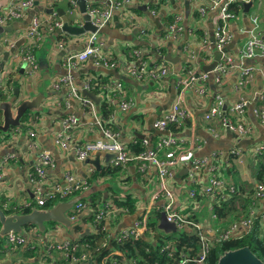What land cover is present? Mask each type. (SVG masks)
Wrapping results in <instances>:
<instances>
[{
    "label": "crops",
    "instance_id": "1",
    "mask_svg": "<svg viewBox=\"0 0 264 264\" xmlns=\"http://www.w3.org/2000/svg\"><path fill=\"white\" fill-rule=\"evenodd\" d=\"M71 1L37 0L36 5L29 9L23 18L1 25L3 28L9 27L10 31L6 33L5 41H0V61L3 59L4 52H9L15 43L21 40L19 45L15 47L14 55L11 53L3 67L0 68V72L12 68L15 83L10 86L11 91L4 101L10 104L12 117L15 116L21 101H32L40 93H43V97L39 99L36 108L32 111L29 110L26 119L23 120L22 127L0 132V203L8 205V208H4L2 204L0 208L3 211L8 209L12 211L11 213H25L11 207H19L25 202L33 200L34 190L28 175L32 171L38 154L44 151L50 153L53 158V164L45 168L48 181L52 179L63 183L65 175L69 173L76 180L88 177L89 186L87 189H90L83 198L75 202L82 201L87 205L83 214L77 217L78 220L72 224L70 229H66L59 223L49 222L43 232L46 240L57 242L63 238H73L76 233H83L85 230L91 232V221L87 219V216H90L87 201L94 199L97 207L101 208L102 202L112 203L110 198L114 193L116 197L131 194L135 200V206L132 213L128 209V215L123 212L112 215L108 223L110 231H115L118 227L130 226L138 217V208L152 206V208H156L164 202L162 195L154 198L158 191L159 182L156 168L149 166L144 171H140L138 163L131 161L125 168H119L115 174L101 173L102 170L113 167L112 157L106 158L107 152H98L80 161L76 158L75 147L101 136V127L97 122H100L101 126L119 132V140L126 146L137 139L142 142L143 137L148 138L149 143L154 144L159 139L160 134L154 130L153 122L161 118L172 107L179 94L182 97L181 106L188 110L189 116L178 128L180 131L177 136L183 140L182 145L191 151L192 157L203 158L210 157L214 152L223 153L218 160L212 159V162L219 166L217 175L220 178L227 183H232L233 187L235 184L255 183V168L264 156H255L253 148L256 144L264 142V127L259 124L253 109L264 107V55H258L253 59L244 61V65L254 67L253 78L244 87L236 86L239 77L238 68L231 69L218 84L215 83L213 76H209L202 85L205 88L202 95L194 87L181 89L179 84L188 70L194 69L195 72H202L214 60V51L216 50L213 49L211 55L208 56L202 49V39L204 37L210 41L213 39V31L217 23L218 10L211 9L213 0H131L127 8L113 10L111 19L99 31V39L102 42L101 53L116 61V66L113 68L97 66L89 58L74 70V84L81 87L84 82H89L91 87L87 91L99 97V102L95 103L83 95L84 89L79 91L80 97H86L93 102L94 113L90 110H83L79 101L69 94L66 87L62 86L58 89L53 87V82L65 73V55L82 49L85 44L84 36L90 31L78 35H71L67 32L49 34L45 31L43 38L34 50L39 63V70L31 76L22 66L23 62L18 55L20 49L26 44L24 35L29 26L30 18L33 15L46 17L49 14L48 8L55 11L62 9L69 25L78 27L83 25L78 6L72 14L67 12ZM250 2L252 4L247 13L241 9L238 12L239 17L229 22L232 39L225 46L224 55L237 58L245 41L254 34L255 30L253 31L252 28L256 26L258 30L264 29V0H252ZM8 3L9 0H6L3 5H0V10L8 6ZM87 4L105 6L103 0H90ZM143 5H145L144 10L140 8ZM201 8L204 9L203 14L200 12ZM58 15L61 16L59 13ZM252 17H256L255 23L252 21ZM172 24L181 27V32L174 38H167L169 26ZM2 35L4 33L0 34V40L4 37ZM56 35H59L60 38L56 39ZM59 40L63 43V47L58 46ZM151 45L154 46L151 47ZM136 49L142 52L143 58L149 65L157 63L159 60L165 61L170 68V75L160 81L131 78L127 73V65ZM153 50L159 51L160 54L158 55L160 56H168L174 59L175 62L156 59L151 54ZM98 76H100V80L97 79ZM48 77L47 87L41 90V82ZM128 79L132 81H128ZM172 79H174V85ZM116 81H121L123 84L122 94L112 89V84ZM133 82L137 83L139 87ZM15 89L18 90L17 94H15ZM258 94L262 95V99L258 98L255 101ZM215 95L222 97L226 105L224 107L227 115L232 120L241 118L250 124L251 132L247 136L237 138L221 124L220 120L205 119L204 114ZM241 97L253 102L239 117L228 110ZM123 98L133 100L132 107L124 112L118 106L119 100ZM103 102L107 103L108 107L106 108L111 109L106 119L103 118L100 111V104ZM1 103L3 102H0V106ZM67 115L76 116L79 124L72 130L64 131L60 120ZM2 121L3 116L0 119V122ZM30 130L35 133L32 138L36 144L35 148L29 146L28 133ZM60 132L70 136L69 148L67 149L57 146L54 142ZM140 135H143L142 138ZM237 148L242 150L240 161L237 160L236 156L230 154L232 149ZM96 157H99V160L97 164H94L91 161L95 160ZM184 169L175 168L174 175L168 177L165 184L175 195L177 209L180 212L189 213L192 219L201 223L206 234L214 236L223 226L211 215L214 197L202 191V187L207 185L210 175L204 169L199 173L197 181L191 182L187 176V171ZM43 186H47V183H44ZM191 190L196 193L194 197L189 196ZM105 192L107 193L106 196ZM80 194L64 200L51 201L48 207L60 201H68ZM256 206L257 210L260 211L264 205L258 203ZM44 208L35 206L34 209ZM75 226L79 227L78 230H73ZM33 228L37 230L35 225L28 229L23 227L20 233H28L31 230L28 235L31 236L35 230H32ZM0 238L4 239V248L7 250L0 257V264H15L16 262L43 264V260L39 259L40 255L27 258L24 256L22 247L13 251L5 238Z\"/></svg>",
    "mask_w": 264,
    "mask_h": 264
},
{
    "label": "built area",
    "instance_id": "2",
    "mask_svg": "<svg viewBox=\"0 0 264 264\" xmlns=\"http://www.w3.org/2000/svg\"><path fill=\"white\" fill-rule=\"evenodd\" d=\"M239 2L238 8H229L233 2ZM252 0H213L211 9L218 10L217 23L213 31V39L210 41L207 37L202 39L203 50L211 55L212 50H222L232 39V34L229 28V22L239 17V11L243 9V3L250 2ZM105 6H93L87 4L86 12L90 15L91 23L96 27L94 32L87 33L84 36L85 44L79 51L69 52L64 57L65 73L62 74L57 80L53 82V87L58 89L62 86L69 90V94L75 97L82 106L83 110H90L95 112V107L92 101L86 97H80L79 91L82 89L89 90L91 84L89 82L83 83L81 87H77L74 84V70L78 68L83 62L89 58L92 59L94 65L103 66L106 68H113L116 66V61L111 60L101 53L102 42L99 39V31L102 27L108 23L112 17L113 10H120L127 8L131 0H103ZM37 3V0H9L8 6L0 10V25H6L12 20H18L25 16L29 9H32ZM77 9L75 1H71V5L67 12L72 14ZM200 12L203 14L204 9L201 8ZM252 21L256 22V17H252ZM64 21L58 12L53 10L46 17L33 15L30 18V23L25 31L26 44L20 49L18 55L23 62L22 66L26 69L27 73L31 76L39 70V63L37 61L34 50L43 38V33L53 34L57 29L62 28ZM181 27L176 24L169 26L167 38H174L178 33L181 32ZM254 34L250 35L243 44L242 48L238 52V57L234 58L230 55L222 54L221 59L218 61L216 66L209 71L195 72L188 70L185 77L180 80L179 84L181 89L195 88L199 94H204L205 88L202 86L203 83L208 79L209 76L214 77L215 83H221L223 77L227 75L231 69L238 68L239 77L237 80V87H244L253 78L254 67L252 65H244L245 60L253 59L258 55H264V29L258 30L254 26ZM143 32V31H141ZM58 46L63 47L61 40L57 42ZM160 54L159 51L156 52ZM14 55V53H13ZM142 52L138 49L133 51L132 59L127 65V73L131 78L142 79L145 81H160L170 75L171 71L168 64L164 61L160 63H153L149 65L143 58ZM164 56L158 55L156 59H164ZM192 58L194 56L192 55ZM165 60V59H164ZM12 71V68L0 72V91L3 85L6 83L8 74ZM112 89L116 90L119 94H122L123 84L121 81H116L112 84ZM259 95V94H258ZM255 98V101L262 95ZM181 95H178L176 102L172 107L162 115L161 118L156 119L153 122V128L155 130L167 131V134H160L159 139L154 143H149L148 138L143 137L142 144L146 147L144 151L134 154L123 142L119 140V132L113 131L111 128L101 126L100 122H97L101 127V136L93 141L85 142L83 145L75 147L76 158L80 161L87 159L88 156L98 152L112 153L111 163L113 167L125 168L131 161L138 163L140 171H144L149 166L156 168L158 176V191L155 193L154 198L159 196L164 197V202L156 208L152 207H141L138 208V217L133 221L130 226L121 227L115 231H110L108 223L110 217L116 213L123 212L128 213L127 208L114 207L112 204L105 202L95 215V223L91 222V231L96 228L99 221L105 220L106 227L110 232L109 239L102 243L101 246H112V240H123L127 237H138L139 235L145 236L147 227L145 225V218L147 213L154 209L164 212L166 219L169 222H173L179 229H198L200 239V251L194 257L187 256L184 252L179 253L178 258H172L165 264H205L207 252L210 248L212 241H224L230 238L242 237L245 233L251 230L256 219L264 225V206L260 211L257 209V204L262 203L264 205V183L256 182L253 184V206L248 210L247 216L233 220L227 228L219 230L214 236H209L205 233L203 226L198 221L191 218L189 213L180 212L175 204V195L171 189L167 187L165 181L168 177H172L175 173V168L186 169L187 176L191 182H196L199 173L206 169L209 173L208 183L202 187V191L210 196L215 197L220 195L226 197L227 192L233 191L234 187L232 183H227L224 179L220 178L217 173L219 166L212 162V159H219L223 153L214 152L210 157H192L191 151L187 150L183 145V140L177 136L172 130L171 126L175 125L179 128L184 123V120L189 116L187 109L181 106ZM253 102L247 98L241 97L237 102L229 107V112L235 113L241 117L247 108V106ZM133 105L132 99H120L119 109L121 111H128ZM222 97L215 95L214 100L210 103L207 108L204 117L206 120L218 119L221 124L237 138L245 137L251 132L250 124L244 122L241 118L239 120H232L228 115L225 108ZM253 113L256 116L260 125L264 127V107H257L253 109ZM63 130L74 129L79 121L74 115H67L60 120ZM30 138L29 146L32 148L36 147L34 140L35 136L33 130L28 133ZM70 136L64 132L58 133L54 142L57 146L67 149L69 148ZM242 150L232 149L230 154L236 156L237 160L240 161ZM253 154L255 156H264V142L258 143L253 148ZM228 162V158H227ZM53 164L52 155L48 152H40L33 164L32 171L28 175L29 182L33 185V200L25 202L19 207H11L17 211H21L24 208H30L31 210L35 206L44 208L48 201L64 200L72 197L76 194H80L85 191L88 186V177L85 179L76 180L72 175L67 173L64 178V182L61 183L57 180L47 178L45 168ZM92 169L90 168V171ZM1 177V175H0ZM47 183V186H43ZM190 197H194L196 194L194 190L189 193ZM4 208H8L5 203H0ZM155 206V205H154ZM10 207V206H9ZM87 208L86 203L77 202L69 210L67 216L69 219L75 220L81 214L84 209ZM213 218L215 215L211 214ZM33 228L32 230H34ZM31 231V230H30ZM30 231L24 233L8 232L3 237L10 245V249L15 251L18 247H22L24 250L33 248L38 245L39 254L46 255L43 260L52 257L57 252L58 255L65 259H69V262L74 261H89L93 258L94 249L86 244H77L74 242L76 238L81 236L82 232L76 233L73 238H63L61 241L50 242L43 236V232L34 230L30 234ZM90 233V232H89ZM151 240L150 237H147ZM42 250V251H41ZM174 243L171 240L165 241L160 246V252L166 251L168 257L173 256ZM76 251L80 254L78 257L74 255ZM132 263H135L134 261ZM15 264H22L21 262ZM44 264H58L53 259L45 262ZM64 264V263H60Z\"/></svg>",
    "mask_w": 264,
    "mask_h": 264
},
{
    "label": "trees",
    "instance_id": "3",
    "mask_svg": "<svg viewBox=\"0 0 264 264\" xmlns=\"http://www.w3.org/2000/svg\"><path fill=\"white\" fill-rule=\"evenodd\" d=\"M238 5V1L233 2L229 8L232 10L233 8H238ZM59 38L60 36L56 35V39ZM160 62L162 61H157V63ZM12 74L13 73L11 71L6 78V83L1 88L0 102H4L6 100L7 95L11 91L10 86L14 85L15 83ZM97 79L100 80V76H98ZM98 85H100L99 82ZM106 107H108L107 103L103 102L100 104L101 115L105 119L108 115V112L111 110ZM29 110L30 109H26L24 111L22 117L20 118V123L18 126H9L7 131L11 128L23 125V120L26 119V115L28 114ZM2 116L3 110L0 106V119ZM2 124L3 121L0 122V125ZM170 128L175 134L180 131V129L176 128L175 125H172ZM0 132L5 131H2V129L0 128ZM128 147L134 154H138L144 151L146 148L142 144L140 139H137L135 140V142L130 143ZM118 171V167H108L107 169L102 170L101 173L115 174ZM254 174L255 183H264V157L262 160H260L258 166L255 168ZM253 184H235L234 190L227 192L228 195L226 197H221L220 195H216L214 197V201L212 204V213L215 215V219L222 223L223 227L221 229L227 228L233 220L247 216L248 210L253 206ZM110 199L112 200L111 204L114 203L113 205L115 207H127V209H129V212L131 213L134 211L135 200L133 199L131 194H125L124 197H116L114 193V195ZM50 203L51 201H48L44 207L50 206ZM87 203L90 208V216H87V219L95 223V215L98 211L97 203L94 201V199L87 201ZM104 203L102 202L101 205H103ZM0 207L2 206L0 205ZM30 210V208H24L20 212L27 213ZM4 212L6 214H9L12 211L6 209ZM159 216V211L154 209L150 210L147 213V218H145V225L147 227L145 236L139 235L138 237H127L120 241L117 239H113L111 247L101 246L102 243L106 242L109 239L110 232L106 227L105 220L103 219L99 221L93 231L85 236H79L74 240V242L79 245L82 243H86L93 249L95 247L99 248L94 251V256L93 258L89 259V261L78 260L69 262V259L61 257L57 254V252L54 253L52 257H49L46 260H43L46 255L42 254L40 255L39 259L43 260V264L50 259H53L55 263L58 264H165L172 258H178L180 252H184L189 257L196 256L200 251L198 229H182L178 230L175 233L166 234L157 228V219L159 218ZM33 226V224H27L24 227L25 229H28ZM78 228V226H75L73 230H78ZM147 237H150L151 240H148ZM167 240H171L174 243L175 250L172 257H168L166 251H163L162 253L160 252V246ZM2 241H4V239L0 238V257L3 256L7 251L2 246ZM243 246H248L251 251L264 262V225L260 222L259 219H256L251 230L245 233L242 237L230 238L224 241H212L207 252L205 264H217L219 256L222 255L225 251ZM38 252V245H35L33 248H28L27 250L23 251L24 256L27 258H33L34 256H37ZM79 254V251H76L74 253L76 257H78ZM133 261L135 263H132ZM191 264L196 263L192 262Z\"/></svg>",
    "mask_w": 264,
    "mask_h": 264
},
{
    "label": "water",
    "instance_id": "4",
    "mask_svg": "<svg viewBox=\"0 0 264 264\" xmlns=\"http://www.w3.org/2000/svg\"><path fill=\"white\" fill-rule=\"evenodd\" d=\"M5 1L6 0H0V5H3ZM72 1H75V3L78 6V11L83 19V25L81 27L69 25L67 21V17L66 15H64L65 12L62 9L60 10L58 9L57 12L62 16L64 24L62 28L57 29L56 34H60L61 32H67L71 35H78L85 31L94 32L96 30V27L91 23L90 15L86 12V4L90 0H72ZM251 4L252 2L243 3V11L245 13L249 11ZM140 8L144 10L145 5L140 6ZM52 11L53 9L51 8H48L47 10L48 13ZM9 31H10L9 27L3 28V26L0 25V34L4 33V35H2L4 37L0 40L1 42L5 41V37L7 35L6 33H9ZM20 42H16L15 46L12 47L9 52L8 51L4 52L3 59L2 61H0V68L3 67V64L7 60L8 56L11 53H14L16 45H19ZM153 46L154 45H151V47ZM225 52H226V48L222 50L214 51V60L210 65L206 67L204 71H209L212 68H214L216 64L218 63V61L221 59L222 54ZM151 54L156 58L158 57V54L155 52V50L151 51ZM163 58L173 63L175 62L174 59L168 56H164ZM129 80L130 79H128V81ZM173 80L174 79H172V82L174 85ZM48 83H49V77L45 78L41 82V90L45 89ZM133 84L139 87L137 83L133 82ZM17 92L18 90L15 89V94H17ZM82 93L84 96H87L88 98L92 99L95 103L99 102V97L94 95V93L87 91V90H83ZM42 97H43V93H40L38 97L32 101H26V100L21 101L20 105L18 106L16 110V114L14 117H12L11 115L10 104L6 102L1 103V107L3 108V117H4L3 124L0 125V128L2 129V131H7L9 126H18L20 123V118L22 117L24 111L26 109L33 110L34 108H36L37 104L39 103V99H41ZM155 131L159 134H167V131H160V130H155ZM142 136L143 135H140L141 138ZM113 156L114 154L112 153L105 154L106 158H111ZM98 160H99V157H96L95 160H92L91 162L94 164H97ZM98 168L100 167L98 166ZM89 190L90 189L85 190L82 194L76 197H73L72 199L68 201H60V202L55 203L53 206L44 208V209H32L27 213H11L8 215L0 208V225H1L0 226V237H3L6 233L10 231L20 233L22 232V228L27 224L35 225L39 232L45 231V225H44L45 222H56V223L63 225L66 229H70L72 224H74V222L77 221L78 219H75V220L69 219L66 212L71 208L73 203L83 198V196H85V194L89 192ZM104 194L105 196L107 195L106 192ZM119 228L121 227H118V229ZM157 228L167 234L175 233L179 230L173 222L167 221L166 215L164 212L160 213V216L157 222ZM87 234H89V231L85 230L81 234V236H85ZM217 264H264V262L259 257H257L248 246H243V247H239L236 249L225 251L222 255L219 256Z\"/></svg>",
    "mask_w": 264,
    "mask_h": 264
},
{
    "label": "rangeland",
    "instance_id": "5",
    "mask_svg": "<svg viewBox=\"0 0 264 264\" xmlns=\"http://www.w3.org/2000/svg\"><path fill=\"white\" fill-rule=\"evenodd\" d=\"M48 224H49V222H45V223H44L45 227H47ZM22 230H23V228H22ZM1 243H2V246L4 247V246H5V242L2 241Z\"/></svg>",
    "mask_w": 264,
    "mask_h": 264
}]
</instances>
